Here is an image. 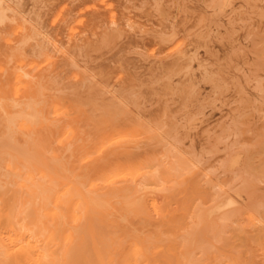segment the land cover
Returning <instances> with one entry per match:
<instances>
[{"label": "rangeland", "instance_id": "obj_1", "mask_svg": "<svg viewBox=\"0 0 264 264\" xmlns=\"http://www.w3.org/2000/svg\"><path fill=\"white\" fill-rule=\"evenodd\" d=\"M0 1V62H36L37 100L80 137L76 167L123 173L111 191L125 228L160 243L152 259L173 264L172 242L188 264H264V0Z\"/></svg>", "mask_w": 264, "mask_h": 264}, {"label": "bare ground", "instance_id": "obj_2", "mask_svg": "<svg viewBox=\"0 0 264 264\" xmlns=\"http://www.w3.org/2000/svg\"><path fill=\"white\" fill-rule=\"evenodd\" d=\"M1 2L0 19H6V5ZM14 33L28 39L24 27L16 28ZM8 40L5 45L12 42ZM19 53H13L0 62V264H159L151 257L156 258L160 243H153L148 237L142 238L136 230H127L124 226L126 204L117 200L111 191L114 178L123 173L120 174L117 169L100 168L86 155L82 156L83 161L79 158L83 163L76 167L73 158L81 146L72 118L66 110L53 112L51 107L49 109L40 104L36 98L39 73H33L39 69L35 61L28 60L26 55L23 58ZM50 110L53 118L52 115L50 117ZM40 150L48 153L50 158L42 159ZM97 151L99 153L100 150ZM96 223L109 228L108 232L105 229V232H96ZM252 235L255 240V235ZM165 249L172 253L173 264H188L189 257L182 247L177 248L171 242ZM161 250L159 254H163Z\"/></svg>", "mask_w": 264, "mask_h": 264}, {"label": "snow or ice", "instance_id": "obj_3", "mask_svg": "<svg viewBox=\"0 0 264 264\" xmlns=\"http://www.w3.org/2000/svg\"><path fill=\"white\" fill-rule=\"evenodd\" d=\"M6 19H0V23H3ZM261 96L264 97V81H262V87L260 89Z\"/></svg>", "mask_w": 264, "mask_h": 264}]
</instances>
